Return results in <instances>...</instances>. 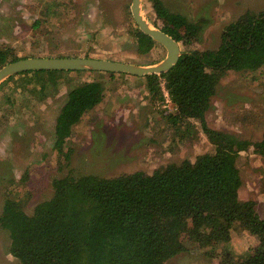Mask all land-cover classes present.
Segmentation results:
<instances>
[{
    "label": "rangeland",
    "instance_id": "obj_1",
    "mask_svg": "<svg viewBox=\"0 0 264 264\" xmlns=\"http://www.w3.org/2000/svg\"><path fill=\"white\" fill-rule=\"evenodd\" d=\"M191 21L205 19L201 41L183 49H212L221 42L223 28L247 11L264 10V0H164ZM132 0H0V46L18 57L79 56L154 64L167 56L158 43L150 52L139 50L131 12ZM142 12L162 27L152 3L142 0ZM35 23H38L35 26ZM105 83V98L86 113L68 139L70 167H63L54 148L55 125L68 93L85 81ZM49 82L48 90H29ZM38 84V85H37ZM173 104L152 103L144 79L133 75H100L90 71L22 74L0 86V215L9 190L28 214L53 195V180L72 170L76 175L114 177L157 168L215 147L201 124L172 126L167 113ZM208 125L253 142L264 133V68L258 72L229 70L221 79L206 114ZM180 127V129H179ZM187 129V136L182 130ZM243 184L242 200L256 201L264 217V156L254 147L237 161ZM26 176V181L24 180ZM25 182L24 184H21ZM255 237L237 226L231 247L246 253ZM10 232L0 224V264H21L10 253ZM198 245L170 258L165 264H219Z\"/></svg>",
    "mask_w": 264,
    "mask_h": 264
},
{
    "label": "trees",
    "instance_id": "obj_2",
    "mask_svg": "<svg viewBox=\"0 0 264 264\" xmlns=\"http://www.w3.org/2000/svg\"><path fill=\"white\" fill-rule=\"evenodd\" d=\"M149 1L163 21L160 28L179 44L188 47L201 41L205 19L191 21L171 10L164 0ZM133 32L140 51L150 52L157 44L138 26ZM20 58L11 47L0 46V68ZM263 68L264 10L247 11L226 25L217 48H181L178 62L169 71L136 76L145 80L149 99L158 104L166 101L161 87L164 79L174 110L167 113L169 123L199 122L214 152L200 154L194 161L172 162L153 172L137 170L114 177L76 175L69 170L53 180L52 197L38 203L32 214L9 190L0 224L10 232V253L21 264H165L198 245L219 264H264V217L255 200L240 198L243 180L237 164L241 152L251 146L264 156V133L253 142L211 128L206 118L229 70L258 72ZM43 72L58 71L20 72L0 86L17 75ZM49 82L29 90L45 92ZM105 90L104 82L90 80L69 91L55 125L54 148L63 167H70L72 161L68 139L74 127L103 101ZM182 135L187 136V129ZM237 226L256 239L246 253L231 247L232 230Z\"/></svg>",
    "mask_w": 264,
    "mask_h": 264
},
{
    "label": "water",
    "instance_id": "obj_3",
    "mask_svg": "<svg viewBox=\"0 0 264 264\" xmlns=\"http://www.w3.org/2000/svg\"><path fill=\"white\" fill-rule=\"evenodd\" d=\"M131 12L139 29L167 49V56L162 61L154 64H136L113 59L79 56L23 57L0 68V83L11 75L34 70L107 71L140 77L169 71L180 58V44L160 27L153 26L145 18L142 12V0H132Z\"/></svg>",
    "mask_w": 264,
    "mask_h": 264
},
{
    "label": "built area",
    "instance_id": "obj_4",
    "mask_svg": "<svg viewBox=\"0 0 264 264\" xmlns=\"http://www.w3.org/2000/svg\"><path fill=\"white\" fill-rule=\"evenodd\" d=\"M161 87H162V90L164 91V95L166 97V101L167 102H171L170 101V97H169V93L167 91V88H166V84H165V80L163 79L162 82H161Z\"/></svg>",
    "mask_w": 264,
    "mask_h": 264
},
{
    "label": "clouds",
    "instance_id": "obj_5",
    "mask_svg": "<svg viewBox=\"0 0 264 264\" xmlns=\"http://www.w3.org/2000/svg\"><path fill=\"white\" fill-rule=\"evenodd\" d=\"M16 75V74H15Z\"/></svg>",
    "mask_w": 264,
    "mask_h": 264
}]
</instances>
